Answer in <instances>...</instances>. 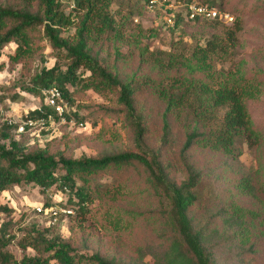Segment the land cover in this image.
<instances>
[{
    "label": "trees",
    "instance_id": "1",
    "mask_svg": "<svg viewBox=\"0 0 264 264\" xmlns=\"http://www.w3.org/2000/svg\"><path fill=\"white\" fill-rule=\"evenodd\" d=\"M71 1L72 8L66 12L61 0H0V54L13 42L10 64L25 63L46 40L56 62L30 74L22 89L42 95L44 88H59L68 103L64 124L84 122L70 104L73 95L88 89L102 96L113 94L119 107L113 111L123 116L134 146L74 157L60 148L66 134L59 141L29 144L28 132L16 138L17 124L3 121L0 137L9 143L0 142V192L27 183L44 193H61L66 198L48 197L41 204L43 209L57 205L72 207L79 216L89 213L104 229L127 235L130 243L109 235L111 255L100 245L90 253L81 252L60 235L47 237L60 223L59 216L54 224L32 223L22 230L19 246L34 254L19 260L4 249L12 236L0 226V264H127L124 258L142 260L145 253L152 255L153 264H215L208 245L211 238L246 246L248 253L262 251L264 187L258 190L261 180L251 171L237 176L223 156L235 158L244 144H264V128L252 114L264 95V69L236 66L225 72L212 64L216 54L233 47L238 28L222 24L218 31L224 21L190 19L186 5L199 2L187 0L183 11L166 9V13L175 12L173 27L202 24L200 31L208 30L205 43L190 47L176 41L168 51L153 53L148 62L146 49H139L136 42L127 56L120 52L122 28L131 13L119 19L111 13L110 6L119 0ZM200 4L228 7L235 13L264 8V0ZM70 27L74 32L65 36ZM59 59L66 60L64 67ZM67 84L78 89L69 91ZM39 107L51 112L44 104ZM41 115L36 107L25 116ZM48 134L43 130L41 137ZM205 181L209 183L206 197L200 191ZM142 193L154 204L152 209L123 208L127 198L137 199ZM0 210L10 211L4 205Z\"/></svg>",
    "mask_w": 264,
    "mask_h": 264
},
{
    "label": "rangeland",
    "instance_id": "2",
    "mask_svg": "<svg viewBox=\"0 0 264 264\" xmlns=\"http://www.w3.org/2000/svg\"><path fill=\"white\" fill-rule=\"evenodd\" d=\"M61 1L66 12L72 8L71 0ZM192 1L203 3L206 0ZM238 1L229 0L230 4L233 5ZM186 2L187 0H157V5L153 8L148 6V0H119L118 3H113L110 6V11L118 19L119 15L128 17V12L131 13L122 28L123 39L120 44V52L127 56L136 42L139 49H146L145 57L149 62L152 60L153 53L162 50L168 51L176 41L181 45L187 43L190 47L196 43L203 45L208 36V30L202 33L200 31L202 24L188 22L186 25L180 23L175 27H168L164 24L166 9L183 11ZM171 4L172 7L170 8ZM216 9L220 12H227L234 18L232 22H222L217 28L218 31L222 30L224 26L227 28L235 26L238 31L235 32L233 47L227 49L226 53L220 52L213 57L212 64L215 68L225 72L234 71L236 66H243L244 69H264V8L249 11L240 10L237 13L228 7L223 9L216 7ZM73 32L74 28L70 27L63 34L66 36ZM41 46L43 48L33 55V58L26 60L25 63L19 62L14 65L10 64L9 56L14 53L15 44L11 42L3 47L0 54V126L5 118L19 121L24 118L27 112L44 104L42 95L31 94L21 87L23 83H29L30 74H34L41 66L50 67L56 62L55 51L50 48L48 42L43 40ZM138 51L135 50V52ZM58 61L63 67L65 66L66 60L59 59ZM26 67L29 68V71H26ZM67 88L69 91H73L78 89V85L67 84ZM72 101L70 104L77 110L78 117L83 118L85 128L77 127V123L64 124L61 120H55L52 127L54 131L50 137H39L40 140L42 139L41 144L48 139L59 141L66 134L62 139L60 148L67 149V153L71 152L74 157H80L83 154L98 156L104 152L131 149L134 146L128 132L129 127L123 121V116L117 111H113L119 109L113 94L102 96L88 89L80 96L73 95ZM106 109L111 111L108 113ZM252 114L255 122L263 129L264 95L255 104ZM0 142L9 143L8 140L1 137ZM237 151L238 154L235 158L223 156L226 165L237 176H242L251 171L252 174H256L261 182H264V144H254L250 147H246L244 144L241 145V150L238 148ZM217 164L222 166L223 162L219 160ZM100 182H106V179H100ZM261 182L257 183L258 190H262L264 187ZM200 191L204 197L209 194L207 181L201 182ZM143 194L139 195L137 199L127 198L123 208H136L137 211L152 209L154 204L148 202L149 200L144 198ZM48 197L52 200L66 198L63 194H55L50 190L44 193L35 185L27 183L13 185L0 192V206L4 205L10 210L9 212L0 210V226L1 228L4 227L5 231L12 236L4 249L11 252L18 260L24 254H34L32 249H24L19 246L18 240L24 236L22 230L28 225L32 223H38L40 226L43 223L48 224V211L38 212L35 209L37 206H41ZM246 205L247 202L243 206ZM63 207L71 208L73 212L66 216L65 214L60 215V223L51 228L47 233L48 238L60 235L70 240L81 252L90 253L93 247L100 245L108 250L109 255L113 253V248L107 247L109 235L114 240H117L116 238L119 236L127 244L130 243L127 235H123L117 229H112L114 233H111V229H104L99 225L96 217H92L89 213L83 217L75 214L72 207ZM208 245L212 251L215 264H264V249L258 253H248L246 246L222 243L218 238H211ZM124 255H120V257H124ZM123 260H126L127 264H153L152 255L148 253L142 256V260L136 256Z\"/></svg>",
    "mask_w": 264,
    "mask_h": 264
},
{
    "label": "built area",
    "instance_id": "3",
    "mask_svg": "<svg viewBox=\"0 0 264 264\" xmlns=\"http://www.w3.org/2000/svg\"><path fill=\"white\" fill-rule=\"evenodd\" d=\"M157 5V0H148V6L150 8H153ZM172 7V4L170 5V8ZM187 8V14L190 19H194L196 17H204V18H211V19H219L224 22H232L233 16L230 15L227 12H220L215 7H211L208 5L200 4V3H189L186 5ZM174 18H175V12H169L164 16V24L168 27L174 26ZM42 95L44 99V105L48 108H50L51 112L46 113L44 110H42L38 106V110L42 114L38 118H31L28 116H25L21 120H12V119H6L8 124H17L16 130H15V136L16 138L19 137L21 133L28 132L30 135L29 144H32L35 142V139L38 141L40 140L39 137L41 132L43 130L50 132L48 134V137H50L51 133L54 131L52 128L55 124V117H59L61 122H64V113L68 109V103L64 99L62 92L59 88L53 86L49 88H44L42 90ZM77 127L79 128H85L84 122H78ZM52 128V130H51ZM43 138V137H41ZM44 140V139H43ZM38 212L45 211L42 206H37L35 208ZM50 220V224H54L58 221V218L61 214H71L73 210L71 208H64L63 206H52L48 209Z\"/></svg>",
    "mask_w": 264,
    "mask_h": 264
}]
</instances>
